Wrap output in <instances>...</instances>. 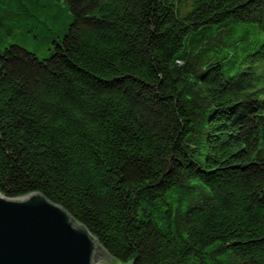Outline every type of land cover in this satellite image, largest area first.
I'll return each instance as SVG.
<instances>
[{
    "label": "trees",
    "instance_id": "16d2710c",
    "mask_svg": "<svg viewBox=\"0 0 264 264\" xmlns=\"http://www.w3.org/2000/svg\"><path fill=\"white\" fill-rule=\"evenodd\" d=\"M66 1L49 56L0 51V191L122 264H264V0Z\"/></svg>",
    "mask_w": 264,
    "mask_h": 264
},
{
    "label": "water",
    "instance_id": "95a60500",
    "mask_svg": "<svg viewBox=\"0 0 264 264\" xmlns=\"http://www.w3.org/2000/svg\"><path fill=\"white\" fill-rule=\"evenodd\" d=\"M87 227L37 191H0V264H110ZM128 264V263H127Z\"/></svg>",
    "mask_w": 264,
    "mask_h": 264
},
{
    "label": "rangeland",
    "instance_id": "374dc122",
    "mask_svg": "<svg viewBox=\"0 0 264 264\" xmlns=\"http://www.w3.org/2000/svg\"><path fill=\"white\" fill-rule=\"evenodd\" d=\"M73 13L66 0H0V51L18 44L36 53L49 56L55 41L61 40ZM257 32L251 26L247 37ZM110 264H122L110 259Z\"/></svg>",
    "mask_w": 264,
    "mask_h": 264
}]
</instances>
